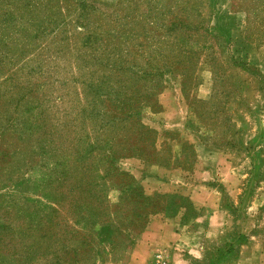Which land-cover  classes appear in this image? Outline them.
Returning <instances> with one entry per match:
<instances>
[{"label": "rangeland", "instance_id": "1", "mask_svg": "<svg viewBox=\"0 0 264 264\" xmlns=\"http://www.w3.org/2000/svg\"><path fill=\"white\" fill-rule=\"evenodd\" d=\"M205 150L230 219L201 264L250 243L264 264V0H0V264H55V212L89 224L69 217L71 191L96 235L124 195L114 169L143 188L125 165L190 171ZM143 190L169 216L186 203ZM97 234L96 264L129 259Z\"/></svg>", "mask_w": 264, "mask_h": 264}, {"label": "crops", "instance_id": "2", "mask_svg": "<svg viewBox=\"0 0 264 264\" xmlns=\"http://www.w3.org/2000/svg\"><path fill=\"white\" fill-rule=\"evenodd\" d=\"M220 160V154L205 150V154L196 152L190 171L170 170L162 165H147L142 169L125 165L148 196L176 194L181 189L186 203L174 215L160 212L151 216L145 230L133 237L129 259L108 264H151L156 255L163 252L167 264H201L206 258V245L221 238L230 219L221 210L222 197L212 186V182L220 178ZM185 178L191 180V186L183 187ZM252 247L256 245L242 246L233 264L255 260L253 255L244 253Z\"/></svg>", "mask_w": 264, "mask_h": 264}, {"label": "trees", "instance_id": "3", "mask_svg": "<svg viewBox=\"0 0 264 264\" xmlns=\"http://www.w3.org/2000/svg\"><path fill=\"white\" fill-rule=\"evenodd\" d=\"M113 173L118 177L125 176L128 178L127 181H118L119 184L116 185L124 195L120 199L119 204L111 207V210L109 206L105 207L104 203L100 205V208L104 209L105 207L107 211L104 210L99 213L100 217L98 221H100V224H98L97 229H95L96 235L94 234L92 220H87L90 219L91 216H93L92 218H96V213L89 214L88 212H82L84 201L79 200L78 198L81 197H76L73 191L65 197L67 205L69 204L67 213L70 215L69 217L76 214V216H79L89 223H86L85 227L82 228L84 231H82L81 228L76 230L68 229V231L61 229L63 223L57 221L55 212L56 222L54 227L59 230L60 236H57V233L53 236L52 231L53 239L56 241L61 239V237H64L63 239H68V241L63 242L64 244L61 246L56 247V245H49V247L56 250L53 253L56 259L55 264H66L67 260L70 259L74 261V264H89L90 262L96 264L97 260L95 257L99 255L97 247H102L101 245H104L98 241V229L100 230V228H102V230L109 233V245H113V248H115L116 245H130L133 242V237L141 234L145 230L151 216L160 212H167L168 204L165 203L162 206H158L154 199L145 195L143 188L137 185L133 177L120 172L118 169H114ZM113 183L112 181V185ZM57 185L58 184H56V186ZM77 190H79V188H77ZM99 202L102 203L103 199H100ZM66 231L67 233H65ZM16 254V249L14 248L13 255L11 256L15 257ZM48 255H50V253H46V256ZM101 256V258H104L103 255ZM102 261H104V263H118L117 261H109L106 259H102Z\"/></svg>", "mask_w": 264, "mask_h": 264}, {"label": "built area", "instance_id": "4", "mask_svg": "<svg viewBox=\"0 0 264 264\" xmlns=\"http://www.w3.org/2000/svg\"><path fill=\"white\" fill-rule=\"evenodd\" d=\"M151 264H167L166 253L157 254Z\"/></svg>", "mask_w": 264, "mask_h": 264}]
</instances>
